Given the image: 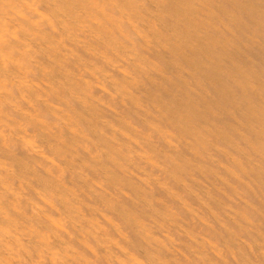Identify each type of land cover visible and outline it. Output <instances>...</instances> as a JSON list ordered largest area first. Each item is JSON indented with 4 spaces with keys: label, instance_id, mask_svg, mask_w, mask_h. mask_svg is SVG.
<instances>
[{
    "label": "bare ground",
    "instance_id": "obj_1",
    "mask_svg": "<svg viewBox=\"0 0 264 264\" xmlns=\"http://www.w3.org/2000/svg\"><path fill=\"white\" fill-rule=\"evenodd\" d=\"M0 264H264V0H0Z\"/></svg>",
    "mask_w": 264,
    "mask_h": 264
}]
</instances>
